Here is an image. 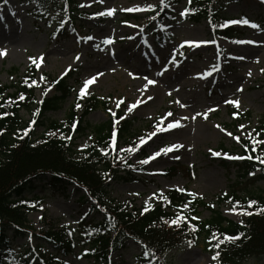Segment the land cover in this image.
I'll return each instance as SVG.
<instances>
[{
    "label": "rangeland",
    "instance_id": "rangeland-1",
    "mask_svg": "<svg viewBox=\"0 0 264 264\" xmlns=\"http://www.w3.org/2000/svg\"><path fill=\"white\" fill-rule=\"evenodd\" d=\"M76 1L91 15L90 20L70 38L56 42L52 30L34 19L32 6L24 0L7 3L0 0V51L5 53L0 55V87L17 85L36 66V97L41 101L46 75L57 80L75 72L69 84L78 95L83 82L95 77L83 95L86 99L94 96L109 102V112L98 109L87 117L89 125L105 123L123 112L126 119L136 120L139 136L147 137L157 125L166 127L179 121V126L157 132L144 144L134 143L137 150L130 154L129 160L136 166L161 148L176 147L144 164L136 181L110 182L109 197L117 203L133 201L142 207L157 203L158 195L184 189L212 203L226 218L240 222L239 216L229 211L230 203L219 204L218 198L232 186H237L243 195L264 191L263 181L253 183L241 178L234 165L239 159L229 158L240 155L241 142L233 137L246 139L248 133L255 134L264 122V0H242L223 10V20L250 22L234 24L241 35L231 41L215 36L208 21L196 25L185 21L189 0H170L166 4L170 17L161 23L148 15V6L155 8L165 4L164 0ZM134 8L141 10L126 11ZM109 9L113 10L111 15L107 14ZM126 13L139 19L121 22L122 14ZM253 23L258 27H251ZM30 58H35L36 63ZM213 66H217V71L205 76ZM14 68L19 74L12 76ZM149 79L156 83L148 84ZM47 94L53 97L56 90ZM74 97L59 110L48 113L47 118L64 123ZM138 100L142 103L136 104ZM225 100L238 101V107ZM132 104L136 107L128 111ZM210 108L213 110L209 111ZM232 110L251 116L241 119ZM169 112L172 116H167ZM22 115L29 119L26 112ZM38 132L41 134L43 129ZM228 132L233 135H227ZM90 140V134L80 138L77 150L85 149ZM213 152L221 155L214 156ZM176 165L190 167L191 173L180 171L170 176L168 171ZM49 182L50 176H46L26 194L24 205L30 212V235L12 242L14 255L28 250L32 251L29 255L38 257L51 254L53 247L39 238L43 232L49 229L77 232L84 221H102V214L93 211L94 205L85 190L76 184L54 187ZM210 215L209 211H203L202 219ZM141 253L140 245L128 242L123 250L112 255L110 264H138ZM166 256L169 264H216L202 243L174 249ZM93 263L70 256L57 264ZM31 264L42 261L38 259L37 263L34 259ZM245 264H264V257L251 258Z\"/></svg>",
    "mask_w": 264,
    "mask_h": 264
},
{
    "label": "trees",
    "instance_id": "trees-1",
    "mask_svg": "<svg viewBox=\"0 0 264 264\" xmlns=\"http://www.w3.org/2000/svg\"><path fill=\"white\" fill-rule=\"evenodd\" d=\"M241 1L191 0L184 18L192 24L207 20L218 37L231 41L241 34L238 28L228 26V20H223V10L228 4ZM25 2L34 7L33 15L37 22L53 28L51 36L54 39L69 37L89 19L88 12L76 0ZM162 10V6L155 7L148 15L160 21L169 18L167 10ZM122 17L125 22L139 19L132 14ZM74 73L58 80L46 75L41 101L36 97L38 70L35 66L17 85L0 87V264H31L34 259L37 263L40 259L43 264H57L70 256L92 260L93 264H110L111 256L123 250L130 241L142 248L139 264H169L168 252L200 243L212 257L217 251L220 253L216 264H245L251 258L264 257V191L243 195L237 186H232L227 194L218 198L219 204L229 202L231 208L236 205L237 212L244 209L251 213L242 215L235 212L241 222L226 218L205 199L177 190L158 196L155 204L142 207L133 201L117 203L111 199L108 191L110 182H133L137 180L135 174L142 170L143 164L135 166L128 159L131 152L121 151L123 146L134 147L140 138L139 130L135 127L136 120L124 119L123 112L105 123L89 125L87 117L98 109L109 112V102L94 96L86 99L77 95L69 84ZM18 74L17 68L11 71L12 76ZM52 89L56 90V95L48 97L47 92ZM21 95L23 99L19 98ZM71 97H74V102L64 123L47 118L48 113L59 110ZM23 112L29 115V119L23 117ZM250 116L251 113L239 115L241 119H249ZM39 129H43L41 134ZM88 134L90 144L78 151L77 141ZM251 137L240 141L239 156L246 158L239 159L234 165L241 178L253 183L264 182V163H261L264 144H256V150L252 151L254 141L264 140V122ZM242 145H248V150L245 151ZM223 165L228 166L225 162ZM180 171L191 173L189 167L176 165L169 175ZM46 176H50L49 184L54 187L76 184L84 189L95 205L93 209L101 213L103 219L101 222L84 221L77 232L49 229L40 234L39 238L53 247L51 254L38 257L29 255L32 251L28 250L14 255L12 242L30 235V212L24 205L26 194ZM162 197H167V200ZM250 200L256 203L249 208ZM203 211H209L210 217L202 219ZM177 216L184 219L178 225L170 224L169 221ZM213 233L221 240L225 235L239 238L215 248L212 245L218 239H211Z\"/></svg>",
    "mask_w": 264,
    "mask_h": 264
},
{
    "label": "snow or ice",
    "instance_id": "snow-or-ice-1",
    "mask_svg": "<svg viewBox=\"0 0 264 264\" xmlns=\"http://www.w3.org/2000/svg\"><path fill=\"white\" fill-rule=\"evenodd\" d=\"M4 2L5 3H7V0H4ZM101 2H102V0H101ZM161 2H163V0H161ZM191 2V0H189V3ZM149 8H151L152 7V5H149L148 6ZM136 10H141V9H138V8H134V9H126V11H136ZM112 9H109L108 10V12H107V14L108 15H111L112 14ZM187 11V9H185V12ZM100 15H104L105 13H99ZM183 14V13H182ZM228 24H237V23H242V24H249L250 22L247 20V19H243V20H232V21H228L227 22ZM251 27H253V28H256V27H258V25H256V24H251ZM88 39H92L91 37H88ZM105 43H110L111 41H108V40H105L104 41ZM213 43H214V41H212ZM205 43H207V41L205 42ZM5 53H4V51H0V55H4ZM78 58V57H77ZM30 59H32V61H33V63H36V59L35 58H30ZM213 71H217V66H213L212 67V71H209V72H206V73H204V75L205 76H210L211 74H212V72ZM158 75L160 74V73H157ZM43 79V78H42ZM145 79H147V77H145ZM95 80V77H93V78H90V79H87V80H85L84 82H83V86L81 87V89H80V93H81V95H83L84 93H85V90L89 87V85L91 84V83H93V81ZM33 84H35L36 83V81H33L32 82ZM147 83L148 84H154V83H156L154 80H147ZM46 91H47V89L45 90V94H46ZM20 99H23L24 97H23V95H21L20 97H19ZM139 103H142V101H137L136 102V104H139ZM225 103H227V104H233V105H236L237 107H238V101H235V100H225ZM136 104H132V105H129V107H128V111H131L134 107H136ZM117 106H119V102H118V104H117ZM77 107H79V105H77ZM181 107H184V105H181ZM213 109H209V111H212ZM5 115H7V113H5ZM197 116H199V115H201L200 113H197L196 114ZM204 115V117L205 118H207V113H204L203 114ZM113 116H115V113H113ZM167 116H172V113L171 112H169V113H167ZM195 117H193V119H194ZM177 126H179V121H175V122H172V123H168L167 124V126L166 127H160L159 125H157L156 126V130L155 131H153V132H151V133H149L148 135H147V137H144V136H141L140 138H139V143L140 144H144L145 142H146V140H150L152 137H154V136H156L157 135V132H165V131H167V130H169V129H172V128H175V127H177ZM216 127H218V128H220V126L219 125H216ZM239 128H244V125H239ZM220 130L221 131H225L223 128H220ZM115 135H116V133H115V131L112 133V144L114 145V143H115ZM227 135H229V136H232L233 134L231 133V132H228L227 133ZM257 135H259V133H257ZM238 143L240 142V137L239 136H234L233 137ZM248 138H252L251 137V133H248ZM254 139V138H253ZM256 144H264V140H260V141H254V143H253V147H252V151H255L256 150V147H255V145ZM174 147H176L175 145H173L171 148H161L159 151H157V152H154L153 154H152V156H149L147 159H144V160H142V161H140V163H142V164H147L148 162H149V160L150 159H153L154 157H156V156H159L161 153H164V154H167V152L168 151H171L172 150V148H174ZM242 147H244V149H245V151H247L248 150V145H242ZM137 150V148H135V147H130V148H128L127 149V151H129V152H135ZM102 152L104 151L103 149L101 150ZM121 151H125V149H121ZM211 151V150H210ZM106 154V153H105ZM214 156H220L221 155V153L220 152H213L212 153ZM224 155H227L226 153L224 154ZM230 159H244V158H246V157H243V156H235V157H229ZM247 158H249V159H251L252 157L251 156H248ZM256 159H260V157H256ZM261 163H264V160H261ZM179 191H181V192H183L184 191V189H178ZM153 195H155V194H153ZM189 195H194V194H192V193H189ZM162 199H164V200H167V197H162ZM237 204L239 203V202H236ZM256 203V201H248V207L250 208L253 204H255ZM185 207H187V205H185ZM148 210V208H147V206L145 207V211H147ZM229 211H231V212H236L237 214H242V215H251V213L250 212H247V211H245L244 209H240L239 210V212H237V207H236V205L234 204L233 205V207L231 208V209H229ZM182 219H184V217H182V216H177L175 219H172L171 221H169V223L170 224H179V222L182 220ZM194 219H198V218H194ZM194 230V229H193ZM241 235H243V234H241ZM239 237H233V236H227V235H225L224 237H223V239L221 240V239H218L217 238V234L216 233H213L212 234V237H211V239H218V242L215 244V245H212V247H215V248H219L220 247V245L221 244H223V243H225L226 241H233V240H235V239H238ZM147 252H145V255L147 256ZM219 255H220V253L217 251L216 253H215V255H213V257H212V259L213 260H216L218 257H219Z\"/></svg>",
    "mask_w": 264,
    "mask_h": 264
},
{
    "label": "bare ground",
    "instance_id": "bare-ground-1",
    "mask_svg": "<svg viewBox=\"0 0 264 264\" xmlns=\"http://www.w3.org/2000/svg\"><path fill=\"white\" fill-rule=\"evenodd\" d=\"M260 45L257 46V48L259 47ZM262 48H264V45L262 46Z\"/></svg>",
    "mask_w": 264,
    "mask_h": 264
}]
</instances>
